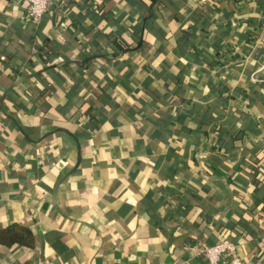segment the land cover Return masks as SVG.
<instances>
[{
	"label": "crops",
	"instance_id": "crops-1",
	"mask_svg": "<svg viewBox=\"0 0 264 264\" xmlns=\"http://www.w3.org/2000/svg\"><path fill=\"white\" fill-rule=\"evenodd\" d=\"M26 6L0 0V229L33 240L0 264H208L222 239L264 264V0Z\"/></svg>",
	"mask_w": 264,
	"mask_h": 264
},
{
	"label": "built area",
	"instance_id": "built-area-1",
	"mask_svg": "<svg viewBox=\"0 0 264 264\" xmlns=\"http://www.w3.org/2000/svg\"><path fill=\"white\" fill-rule=\"evenodd\" d=\"M51 0H26V17L37 23L48 10ZM200 254L208 264H218L221 259L225 264H243L237 254L236 245L229 239H222L217 243L203 246Z\"/></svg>",
	"mask_w": 264,
	"mask_h": 264
},
{
	"label": "trees",
	"instance_id": "trees-1",
	"mask_svg": "<svg viewBox=\"0 0 264 264\" xmlns=\"http://www.w3.org/2000/svg\"><path fill=\"white\" fill-rule=\"evenodd\" d=\"M32 240L33 234L31 230L18 223H12L0 229V243L2 244L18 243L29 245Z\"/></svg>",
	"mask_w": 264,
	"mask_h": 264
},
{
	"label": "water",
	"instance_id": "water-1",
	"mask_svg": "<svg viewBox=\"0 0 264 264\" xmlns=\"http://www.w3.org/2000/svg\"><path fill=\"white\" fill-rule=\"evenodd\" d=\"M22 80H23V78H19V79L16 80L15 83H19V82L22 81ZM80 157H81V155L78 156L77 162H76V164L74 165V167L71 169L70 172H73V171L75 170V168L78 166L79 161H80Z\"/></svg>",
	"mask_w": 264,
	"mask_h": 264
}]
</instances>
